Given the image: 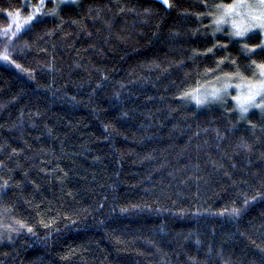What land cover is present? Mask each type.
Returning <instances> with one entry per match:
<instances>
[{"label": "trees", "instance_id": "1", "mask_svg": "<svg viewBox=\"0 0 264 264\" xmlns=\"http://www.w3.org/2000/svg\"><path fill=\"white\" fill-rule=\"evenodd\" d=\"M229 2L46 0L8 36L0 0V264H264V107L234 99L264 49Z\"/></svg>", "mask_w": 264, "mask_h": 264}, {"label": "snow or ice", "instance_id": "2", "mask_svg": "<svg viewBox=\"0 0 264 264\" xmlns=\"http://www.w3.org/2000/svg\"><path fill=\"white\" fill-rule=\"evenodd\" d=\"M162 2L165 5H168L169 0H162ZM43 6H44V0H40L39 6H37L34 9L33 14L27 17V19L23 22V25L18 24L17 29L20 30L24 25H27L29 21H33L37 13H40L41 15H49L50 13H41V8H43ZM260 6L262 10L258 14H254L251 10L247 13V15L250 17L249 22L237 23L233 21V29H234L233 35L235 37H244L247 32L253 29H264V0H261ZM218 7H222L225 9L224 15L218 18L216 21L218 25L226 22L225 17L231 16L237 8H245V7L250 8V6L244 5V4H235V5H228V6L219 5ZM256 47H260L264 49V41H261V44L257 45ZM249 51H252V49H249ZM2 58L7 60L9 57L5 53ZM259 67L262 70H264V64L259 65ZM262 74H264V71H262ZM219 91H220L219 89H216L211 93V95L216 96ZM262 95H264V81H261L259 84H256V85H250L249 92L246 96H237V97H234V99L237 101L238 105L240 106L241 112L244 113V112H248L249 108L253 106L264 107V105L255 103L256 98ZM196 100L198 104L202 102L198 97L196 98ZM233 211H236V210L234 209Z\"/></svg>", "mask_w": 264, "mask_h": 264}, {"label": "rangeland", "instance_id": "3", "mask_svg": "<svg viewBox=\"0 0 264 264\" xmlns=\"http://www.w3.org/2000/svg\"><path fill=\"white\" fill-rule=\"evenodd\" d=\"M45 1L44 0V6L43 8H41V12H44V9H45ZM54 5H58L57 3H59V6L61 4H67V3H72L73 1L75 0H51ZM162 2V0H159ZM260 2L261 0H230L229 3H227L225 6H228V5H235V4H244V5H248L250 6L249 7H245V8H237L235 10V12L231 15V16H227L225 17V21L224 25L228 26L231 30H234L233 29V21L237 22V23H247L250 21V17L247 15V13L251 10L254 14H258L262 9H261V6H260ZM39 3H40V0H35L34 2H31L30 0H24V5H25V13L22 12V14L18 13V15L16 14L14 17H11L10 18V24H9V27H8V36L13 32V31H16V32H19L21 31L26 25H24L20 30L17 29V25L20 24V25H23V22L27 19V17L29 15H32L33 12H34V9L39 6ZM163 3V2H162ZM224 12H225V9L220 7L219 8V12L217 14V17L216 19L220 18L221 16L224 15ZM38 14V13H37ZM36 14V16H37ZM35 16V17H36ZM34 17V18H35ZM253 31H258L260 36H261V39L262 41H264V29H253L249 32H247L246 34L250 33V32H253ZM0 62L2 63H5L4 60H0ZM262 69L259 70V75H263L262 74ZM261 81H264V77L261 78ZM261 81H258V82H255L253 84H246L245 86H237L235 85V94H236V97L237 96H246L249 92V86L250 85H256V84H259ZM220 86V84H218ZM218 87L216 85H210L209 87H205V90L207 91H211V93L216 90ZM261 99V96L257 97L256 98V103H258V101ZM240 108V106H239Z\"/></svg>", "mask_w": 264, "mask_h": 264}]
</instances>
